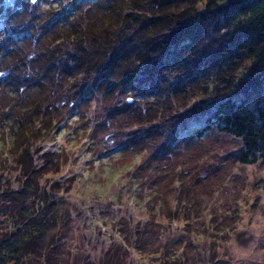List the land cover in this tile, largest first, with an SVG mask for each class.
<instances>
[{"label": "rangeland", "instance_id": "374dc122", "mask_svg": "<svg viewBox=\"0 0 264 264\" xmlns=\"http://www.w3.org/2000/svg\"><path fill=\"white\" fill-rule=\"evenodd\" d=\"M54 1L0 0V36L6 26L20 33L0 37V193L10 194L5 201L0 194V227L19 215L14 190L34 202L24 184L30 174L38 182L37 171L27 174L24 161L42 163L43 152L56 151L57 167L40 181L54 199L49 227H57L65 264H264V159L241 162L244 145L230 133L210 129L197 137L204 117L186 111L196 97L159 104L117 84L108 92L113 79L97 87L73 51L49 54L54 37L39 18L55 17ZM19 2L23 10L12 13ZM63 46L76 49L73 40ZM46 55L53 56L47 79L37 76ZM171 97L183 111L167 121L169 111L158 110ZM22 114L44 120L26 137V150L8 137Z\"/></svg>", "mask_w": 264, "mask_h": 264}, {"label": "trees", "instance_id": "16d2710c", "mask_svg": "<svg viewBox=\"0 0 264 264\" xmlns=\"http://www.w3.org/2000/svg\"><path fill=\"white\" fill-rule=\"evenodd\" d=\"M53 6L57 12L53 19L39 18L46 19L44 32L54 37L49 54L61 58L73 51L75 61L81 67L85 64L84 74L92 76L97 87L113 79L108 92L117 84L159 104L174 96L186 105L196 97L186 111L204 117L201 125L195 124L197 137L210 129L230 133L244 145L241 162L264 159V0H55ZM23 8L16 3L12 13ZM63 19L67 23L61 29L64 35L58 29L51 31ZM18 31L6 26L0 37L18 39ZM71 40L75 51L63 46ZM43 50L36 48L32 53L44 57ZM46 56L47 67L37 76L47 79L53 56ZM60 60L55 59V65ZM157 87L164 92L157 93ZM174 102L158 110L161 116L169 111L167 121L183 111L173 109ZM16 117L8 137L25 149L26 137L40 131L44 120H30L29 114ZM148 128L144 137L151 135ZM54 152H43L42 163L24 161L23 168L30 169L27 174L37 171L38 182L33 183L30 174L24 184L34 202L25 203L27 197L22 194L28 192H12L10 199L19 215L11 227H0V264H65L59 258L57 227H49L56 217L51 215L54 199L47 197L40 181L41 175L57 167ZM8 192L0 193L1 201L9 200Z\"/></svg>", "mask_w": 264, "mask_h": 264}, {"label": "water", "instance_id": "95a60500", "mask_svg": "<svg viewBox=\"0 0 264 264\" xmlns=\"http://www.w3.org/2000/svg\"><path fill=\"white\" fill-rule=\"evenodd\" d=\"M130 99V98H129Z\"/></svg>", "mask_w": 264, "mask_h": 264}]
</instances>
